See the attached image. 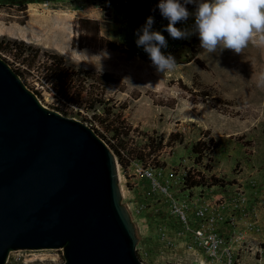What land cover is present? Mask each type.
<instances>
[{
  "label": "rangeland",
  "instance_id": "374dc122",
  "mask_svg": "<svg viewBox=\"0 0 264 264\" xmlns=\"http://www.w3.org/2000/svg\"><path fill=\"white\" fill-rule=\"evenodd\" d=\"M185 6L192 8L190 13L196 10L195 4ZM148 17L154 19L152 31L160 32L167 40V48L161 51L174 57L178 65L174 70L158 72L143 48L137 47L136 33ZM31 22L47 31L54 26L60 28L65 38L63 48L46 44L40 34L31 37ZM167 24L162 16L128 11L107 0H0V42L24 41L62 55L66 67L102 75L109 107L121 112L132 128L128 146L142 148L148 141L146 134L154 132L164 138V143L172 133L179 134L181 140L165 145L145 161L132 159L127 167L115 155L123 204L136 226L137 253L142 262H209L172 208L173 200L188 199L207 202L225 220L234 218L236 227L256 220L260 231L244 229L246 242L240 254L245 264H260L264 260V32L256 33L239 55L231 50L208 54L194 31V16L175 25L188 33L184 39L171 38L165 31ZM41 56L35 63H28L30 68H16L12 61L21 59L0 50V57L20 73L46 107L67 110L66 117L97 130L108 145L106 140L112 139V133L92 119L102 114V107L86 110L64 106L65 95L52 87L48 71L43 68L49 64ZM206 133V139L212 138L215 143L208 156L213 169L208 175L227 184L186 189L187 173L203 169L195 164L192 146ZM142 167L154 171L169 195L140 174ZM237 193L243 197V204ZM217 228L224 236L236 229L225 224ZM63 262V250H19L9 254L6 264Z\"/></svg>",
  "mask_w": 264,
  "mask_h": 264
},
{
  "label": "water",
  "instance_id": "95a60500",
  "mask_svg": "<svg viewBox=\"0 0 264 264\" xmlns=\"http://www.w3.org/2000/svg\"><path fill=\"white\" fill-rule=\"evenodd\" d=\"M137 243L115 154L0 57V264L19 250H63L62 264H144Z\"/></svg>",
  "mask_w": 264,
  "mask_h": 264
},
{
  "label": "trees",
  "instance_id": "16d2710c",
  "mask_svg": "<svg viewBox=\"0 0 264 264\" xmlns=\"http://www.w3.org/2000/svg\"><path fill=\"white\" fill-rule=\"evenodd\" d=\"M107 2L112 6L125 8L128 11L142 13L146 16L161 17L158 8L160 0H107ZM187 9L189 12L192 10L191 7H187ZM0 50L11 53L18 60L21 59L20 62L14 60L11 65L19 63L25 68H30L28 63H35L42 55L41 57H44L49 64H44L43 68L48 71L52 87L58 90V93L61 92L65 95L63 102L64 106L70 104L79 106L80 109L85 108L86 110H96L97 107H102V114L95 115L92 119L94 121L98 120L108 132L112 133V139L106 140V142L110 145L115 155L119 157V162L123 167H127L132 159L145 161L148 156L160 152L165 145H172L177 140H181V138L178 137L179 134L172 133L167 143H164V138L155 136L156 133L154 132L152 135L146 134L148 141L142 148L130 147L128 145H130L129 138L132 128L126 123L121 112L114 111L115 107H109L108 101L104 98L106 81L102 79V75L85 69H71L66 67L65 58L62 55L42 51L39 48L28 45L24 41L2 40L0 42ZM72 90L74 92H72ZM83 94L85 95L82 96ZM121 108L124 109L125 107ZM56 110L64 116H68L69 114V112L63 108H58ZM96 132L99 134L97 130ZM206 138H208L207 133L204 138L200 139L192 146L195 164L202 166V170L205 171H189L184 178L186 189L195 187L211 188L214 186L225 187L227 184L222 179L216 178L213 175H208L213 170L209 165L212 159H209L208 156L213 153L215 143L212 138ZM206 159L207 162H205Z\"/></svg>",
  "mask_w": 264,
  "mask_h": 264
},
{
  "label": "clouds",
  "instance_id": "9594fccd",
  "mask_svg": "<svg viewBox=\"0 0 264 264\" xmlns=\"http://www.w3.org/2000/svg\"><path fill=\"white\" fill-rule=\"evenodd\" d=\"M187 4L196 5L194 13ZM158 8L168 21L165 31L173 39L187 38L188 33L175 25L194 16V31L208 54L231 50L239 55L256 33L264 32V0H160ZM153 24L154 19L148 17L137 31V47L143 48L158 72L174 70L178 67L174 57L161 51L167 48V40L152 31Z\"/></svg>",
  "mask_w": 264,
  "mask_h": 264
},
{
  "label": "built area",
  "instance_id": "2783aa9c",
  "mask_svg": "<svg viewBox=\"0 0 264 264\" xmlns=\"http://www.w3.org/2000/svg\"><path fill=\"white\" fill-rule=\"evenodd\" d=\"M14 66L20 68L21 65L15 63ZM153 172L152 169L140 168V174L143 177L151 181L153 186L162 193L169 195L167 188L160 185ZM238 195L237 199L243 204V197H240V194ZM232 201L235 202V200ZM172 208L179 216L183 227L191 234L194 243L207 256L209 262L203 261V264H245L242 254H240V247L246 242L244 229L255 232L260 231L261 226L256 220L246 221L242 227H236L237 222L234 218L225 220L224 216L217 213L205 201L198 203L188 199L183 202L173 200ZM220 224L236 229H233L230 235L224 236L217 228ZM260 264H264V260Z\"/></svg>",
  "mask_w": 264,
  "mask_h": 264
},
{
  "label": "bare ground",
  "instance_id": "6f19581e",
  "mask_svg": "<svg viewBox=\"0 0 264 264\" xmlns=\"http://www.w3.org/2000/svg\"><path fill=\"white\" fill-rule=\"evenodd\" d=\"M33 13H35V12H33ZM31 23H33V22H31ZM29 25L31 26V29L29 28ZM29 25H28V28L31 31V37H33L34 35L36 36L37 34H40L42 36V41H45L46 44H48L52 47H56L57 49L63 48L62 46L65 42V40H64L65 38H64V35L62 34L63 32L61 33V31L59 30L60 28H56V26H54L55 28H51L47 31L44 28H41L40 25H39L40 27L37 26V24H35V23L29 24Z\"/></svg>",
  "mask_w": 264,
  "mask_h": 264
}]
</instances>
